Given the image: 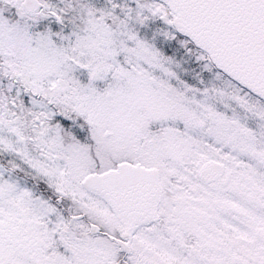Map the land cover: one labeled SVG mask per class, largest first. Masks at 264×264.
<instances>
[{"label": "snow or ice", "instance_id": "1", "mask_svg": "<svg viewBox=\"0 0 264 264\" xmlns=\"http://www.w3.org/2000/svg\"><path fill=\"white\" fill-rule=\"evenodd\" d=\"M0 264H264V0H0Z\"/></svg>", "mask_w": 264, "mask_h": 264}]
</instances>
